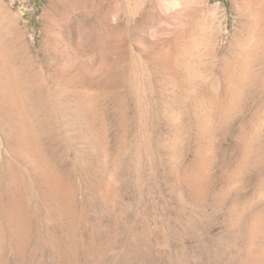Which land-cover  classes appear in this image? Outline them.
<instances>
[{
  "label": "rangeland",
  "instance_id": "obj_1",
  "mask_svg": "<svg viewBox=\"0 0 264 264\" xmlns=\"http://www.w3.org/2000/svg\"><path fill=\"white\" fill-rule=\"evenodd\" d=\"M0 264H264V0H0Z\"/></svg>",
  "mask_w": 264,
  "mask_h": 264
}]
</instances>
